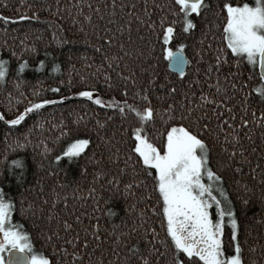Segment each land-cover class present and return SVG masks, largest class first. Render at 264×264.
<instances>
[{
    "label": "snow or ice",
    "instance_id": "1",
    "mask_svg": "<svg viewBox=\"0 0 264 264\" xmlns=\"http://www.w3.org/2000/svg\"><path fill=\"white\" fill-rule=\"evenodd\" d=\"M23 2L24 0H21V3ZM170 3L172 6L168 7V11L173 17L179 15L183 23V31L179 34L174 32L175 21L169 23L164 14L163 10L166 5L149 4V0H122V2L111 0L110 3L109 0H105L103 5L97 2L94 9L89 4L87 13L82 10L81 0H77L75 9L76 13L82 17V22L76 20L75 16L72 17L73 23H80L81 31H84L86 35L90 26L96 38L94 43L89 41V44L95 53L100 54V63L93 61L92 64H88L87 61L92 58L86 52L78 54V58L86 62V67L94 66L95 71L90 75L97 80L103 77L109 88H119L125 97L129 95L131 86L133 100L144 102L145 106L142 108L129 104L126 100L118 101L114 97L106 102L101 95H94L96 91L94 86L91 90L77 89L71 94L74 97L87 98V101L94 105H104L112 110L118 109L122 120L125 116V105L131 113L135 114L138 126L125 127L122 124L123 142L129 143L130 154L119 171L123 174L125 168L130 167V174L135 177L123 187L125 194L131 192L132 195H136L131 191L133 186L147 190L148 183L151 182L149 197L151 195L156 197L152 212L161 217V228L165 232V237L161 239L155 228L150 226L145 228L148 218L143 209L138 210L140 222L133 220L131 231L135 232L138 228L144 229L147 247L142 250L132 245L126 249V254L121 256L118 252L121 236L116 234L112 242L114 260H110V264H115V261H119V264H129L132 257H136L139 264H151L152 254L159 251L157 241L159 246L166 249L165 264H201V262L202 264H243V244L246 240L243 242L240 240L238 219L234 215L228 193L223 187V177L210 167V163L213 160V143H219L220 150L228 153L229 161L236 163L235 173L242 171L245 162L251 163L244 155L246 149L241 143L242 139L251 140V134L245 132L244 137L240 136V133L250 124L249 96L245 95V89L249 85L247 81L240 79V68L245 61L250 65H258L261 83L256 85L254 91L259 94L260 102L264 104V0H255L254 5L218 0L217 6L220 11L214 14L222 20V25L215 22H210V26L204 25L202 38L199 41L201 47L195 49L198 62L203 64L195 70L197 74H202L201 78H193L183 89H178L175 84L166 88L165 83H161L159 87L165 90L166 95L157 96L156 99L161 106H154L150 100L149 87L154 90L157 81L155 71L157 43L162 42L161 50L169 58V67H174L180 76L184 77L185 66L191 64V61L181 51L185 48V44L179 43L175 52H172L167 45L170 40H175L177 35L194 34L197 21L203 25L206 19V16L201 14H206L209 8L213 7L210 0H170ZM72 7V5L68 6L69 14H71ZM56 11H60L59 7ZM156 13H159L158 20L153 18ZM93 17H95V22H93ZM0 19L7 24L10 17L4 15ZM11 19L24 20L28 17L17 16ZM30 19L39 20V17L33 14ZM48 26L52 28L50 22ZM220 27L222 31L217 37L213 29ZM57 28H59L58 25ZM62 31L60 29V32ZM27 38L25 35L20 41L23 46L21 52H35V46L26 43ZM184 38L186 39V36ZM52 39L57 45L68 43L57 32H53ZM204 40L210 42L205 46ZM216 40H219V46L213 50L212 41ZM206 52L211 53L208 59H205ZM12 55L18 56L15 51H12ZM44 63V60H41L36 66L37 70L42 68ZM226 66H228L227 71H225ZM26 67L27 63L21 59L17 66V74L23 72ZM59 69L60 65L53 64L51 71L57 72ZM7 70L8 60L0 58V85L8 82ZM111 73H115V80ZM84 79L85 77L80 76L81 81ZM116 80L120 83L117 84ZM23 83L24 81L17 76L14 87L19 90ZM59 83L63 84L64 81L61 80ZM204 84L212 90V95L205 90ZM69 85H71V78ZM193 85L200 90L199 96L193 90ZM50 90L55 93L61 91L59 87H53ZM20 95L23 96V93ZM58 101H65V95H58L56 100L38 99L14 118H6L3 113H0V122L6 126L20 125L28 113L36 117L32 125L19 134L18 139L7 145L6 150L13 147L23 149L30 145L32 142L28 137L33 127H43L39 110L43 106H55ZM164 104L166 107L163 106ZM209 105H215V107L203 110ZM237 106L240 111L238 122ZM217 109L220 111L218 112ZM33 110L37 111L33 112ZM221 116L224 118L220 119ZM250 117L252 125L264 126V109L260 111L259 119H257L255 109H252ZM106 118L110 121L113 117L107 116ZM80 119L83 117L77 114V121L74 122L78 123ZM158 123L161 126L156 131V137L160 141V147L147 131L149 125L155 130ZM96 124L102 131L106 126V121L97 120ZM53 127H58V125H53ZM12 131L14 128L5 133L6 140L10 139ZM75 134L79 135V130ZM67 135L69 131L64 128L59 137L53 138V144L59 143L60 138ZM100 139L106 145L111 142L110 138L104 135H101ZM42 142L37 143L36 147L39 148ZM89 144V139H73L67 145L66 150L55 155L54 159L60 161L62 156L70 159L73 155L83 153ZM229 144L231 148L228 147ZM131 145H134V148ZM52 152L53 148L47 144L41 148V154L44 156ZM116 152L117 156L112 157L114 160L118 159L120 150L117 148ZM133 155L136 156V162L129 164ZM237 157L241 159L237 160ZM11 164L22 167L19 159H13ZM137 164L140 165L139 169ZM96 175L99 177L101 173L97 172ZM205 177L208 183L204 182ZM113 179L117 184L120 183V176H112L108 182L111 183ZM214 191L218 192L219 196L214 195ZM245 191H248L247 187ZM145 199V196H140L141 202ZM67 203L65 199V209H67ZM260 204L261 211H264V196L260 198ZM211 206H214V215L210 214ZM32 207L30 203L26 209L21 203L20 211L27 215ZM54 208L55 200L48 210V215L44 217L47 224L41 229L42 232L47 233V242L52 244L57 257L71 256V264H85L84 254L80 249L86 250L91 241L101 240L99 224L90 223L81 227L83 221L79 214H75L71 221L68 218L61 219L59 213L54 212ZM14 210L13 200L6 199L3 192H0V264H49L46 256L38 258L36 254L30 257L14 254V250H19L20 253H24L25 249L30 251L32 246L29 233L19 231V225H12ZM39 211L42 209L33 212L37 218H39ZM53 219H55L54 226ZM226 226L230 228L225 240ZM147 233L152 234L150 240ZM68 246H71L73 251L69 252ZM96 248H99L98 243L94 245L93 252ZM226 249L230 250L229 254H226ZM5 252L10 254L7 259L3 255ZM160 258L159 255L155 257L157 262ZM56 264H61L59 259L56 260ZM87 264H92V252L88 253ZM97 264H103V260H98Z\"/></svg>",
    "mask_w": 264,
    "mask_h": 264
},
{
    "label": "trees",
    "instance_id": "2",
    "mask_svg": "<svg viewBox=\"0 0 264 264\" xmlns=\"http://www.w3.org/2000/svg\"><path fill=\"white\" fill-rule=\"evenodd\" d=\"M76 2L77 0H24L21 3V0H0V17L4 15L10 17L7 24L0 19V58L8 60L7 75L9 77L7 83L0 85V113H3L6 118H14L20 111L38 99L56 100L58 95H65V101H58L55 106H43L39 110L43 127H33L32 133L28 137L32 143L23 149L13 147L6 150L7 145L18 139L19 134L26 131L36 117L32 113H28L18 126H6L0 122V192H3L6 199L13 200L15 210L12 213V225H19V231L29 233L31 249L42 256H46L49 259V264H56L57 259L60 260L61 264H66V262L71 264V256L67 258L63 255L56 256L52 244L47 242V233L41 230L47 224L44 217L48 215V210L52 207L54 200V212H58L61 219L68 218L71 221L75 214H79L83 221L81 227L90 223H98L100 226L101 240L98 242L91 241L86 250L80 249L84 254L85 264H87L89 252H92V264H97V261L101 259L103 264H110V260H114L112 242L115 240L116 234L121 236L118 247L121 256L125 255L126 249L132 245H136L142 250L147 247L144 229L138 228L135 232L131 231L133 220H136L137 223L140 222L138 210L143 209L148 218L145 228L149 226L155 228L161 239L165 237V232L161 228V217L152 212V207L156 204V197L155 195L149 197L151 182L149 181L147 190L133 186L131 191L135 192L136 195H132L131 192L125 194L123 187L125 183L135 179V177L131 176L130 167H126L123 174L119 171L124 166L126 157L130 154L129 143L123 142L122 124L125 127L138 126L135 114L131 113L125 105V116L122 120L118 109L112 110L104 105H94L87 101V98L71 95L77 89L87 88L91 90L94 86L96 95H101L106 102L114 97L118 101L126 100L138 108L145 106L143 101L133 100L131 86L129 87V95L125 97L119 88H109L103 77L99 80L92 77L90 73L95 71L94 66L86 67V62L82 58H78V54L86 52L92 58L87 61L88 64H92L93 61L95 63L101 61L100 54L95 53L89 44V41L94 43L96 40L90 26L86 35L84 31H81L80 23H73V16L82 22V17L76 13ZM97 2L103 5L105 0H81L82 10L87 13L88 5L91 4L94 9ZM110 2L111 0H109ZM117 2H122V0H117ZM225 2L254 5L255 0H225ZM152 3L166 5L163 11L169 23L175 21L174 32L179 34L183 31L180 16L173 17L168 11V7L172 6L170 0H149V4ZM210 3L213 7H210L206 14H201L205 15L206 19L203 21V25L197 21L194 34L177 35V38L170 40L167 45L173 52L179 43L185 44V48L181 51L191 61V64L185 66L184 77H181L179 72L170 69L169 58L161 50L162 42L157 43L155 52L157 81L154 90L149 87L150 100L154 106H161L156 99L157 96L166 95L165 90L159 87L161 83H165L166 88L175 84L178 89H183L193 78H201L202 74H197L195 70L197 67H202L203 64L198 62L195 49L201 47L199 41L202 38L204 25L210 26V22L222 25V20L214 14L220 11L217 6L218 0H210ZM69 5L73 6L71 14H69ZM58 7L60 11H56ZM176 10L178 12V9ZM33 14L38 16L39 20H31L30 17ZM17 16H26L28 19H11ZM153 18L158 20L159 13L154 14ZM49 22L52 24V28H49ZM93 22H95V17H93ZM100 23L103 25V21ZM60 29L63 31L60 32ZM213 31L219 37L222 27L213 29ZM53 32H57L68 43L57 45L52 39ZM133 34L135 35V33ZM25 35L28 37L26 43L34 45L35 52H21L23 46L20 41L24 39ZM153 39H155L154 35ZM209 42V40H204V45L206 46ZM218 46L219 40L212 41L213 50ZM12 51H15L18 56H13ZM210 55V52H206L205 59H208ZM229 58H231L230 55ZM21 59L27 63V67L23 72L17 74V66ZM41 60H44L45 63L42 68L37 70L36 66ZM53 64L60 65L59 71H51ZM227 70L228 66L225 67V71ZM240 73V79L247 81L249 85L245 89V95L249 96L250 121L249 127L244 129L240 136L244 137L245 132L251 134V140L242 139L241 141L246 149L244 155L251 163L245 162L242 171L235 173L236 163L229 161L228 153L220 150L219 143H213V160L210 167L223 177V187L228 193L234 215L238 219L240 240L241 242L246 240V243L243 244V264H264V211H261L260 204V198L264 196V126L252 125L250 117L252 109H255L257 119H259L260 111L264 109L259 94L254 91L256 85L261 83L260 71L258 65H250L245 61L240 68ZM111 75L115 80V73H111ZM17 76L24 81L19 90L14 87ZM80 76L85 77V79L81 81ZM70 78L71 85H69ZM61 80L64 81L63 84L59 83ZM182 81L183 83H181ZM116 83L119 84L120 82L116 80ZM53 87H59L60 93L52 92L50 89ZM203 87L210 95L213 94L212 90L207 88V84H204ZM193 90L199 96L200 90L195 85H193ZM20 93H23V96ZM34 93L36 94L34 95ZM176 99H180V97H176ZM163 106L166 107V104ZM208 107H215V105L206 106L203 110H207ZM35 111L37 110H33V112ZM217 111L220 110L217 109ZM77 114L83 117L78 123L74 122L77 121ZM239 115V106H237V122ZM107 116L113 118L109 121ZM223 118V116L220 117V119ZM97 120L106 121V126L102 131L97 127ZM213 122L215 123V121ZM53 125H58V127H53ZM160 126L158 123L154 130L149 125L147 129L158 147L161 144L156 137V131L159 130ZM11 128H14V131L10 133V139L6 140L5 133H8ZM64 128L68 129L69 135L61 137L59 143L53 144V138L59 137ZM77 130H79V135L75 134ZM101 135L110 138L111 142L106 145L100 139ZM73 139H89L90 144L83 153L73 155L70 159L62 156L60 161H56L55 155L66 150L67 145ZM41 141L43 142L40 143V147H36V144ZM44 144L53 148V152L46 156L41 154V148ZM131 147L134 148V145ZM228 147L231 148V145L229 144ZM117 148L120 150V154L118 159L114 160L112 157L117 156ZM13 159H19L22 167L12 165ZM240 159L241 157H237V160ZM135 162L136 156L133 155L132 160L128 163ZM139 167L140 165L137 164L138 169ZM97 172L101 173L99 177L96 175ZM112 176H120V183L117 184L114 179L109 183L108 181ZM204 182L208 183L207 178H204ZM245 187L248 191H245ZM213 194L219 196L216 191ZM141 195L146 197L142 202L140 201ZM65 199L68 202L67 209L64 208ZM245 201L247 202L245 203ZM21 203L26 209L30 203L33 205L28 210L27 215L21 213ZM39 209L42 211H39V218H37L33 212H37ZM210 212L214 215L215 209L212 207ZM52 224L55 225V219H53ZM229 228L230 226L225 228V240ZM151 235V233H147L149 240ZM81 236L83 237V233ZM97 243L99 248L93 252V247ZM157 246L159 251L152 254L151 264H165L166 249L159 246L158 241ZM68 248L69 252L73 251L71 246ZM229 252L230 250L226 249V254ZM157 255L161 257L159 262L155 259ZM115 264H119V261H115ZM129 264H139V261L136 257H132Z\"/></svg>",
    "mask_w": 264,
    "mask_h": 264
},
{
    "label": "water",
    "instance_id": "3",
    "mask_svg": "<svg viewBox=\"0 0 264 264\" xmlns=\"http://www.w3.org/2000/svg\"><path fill=\"white\" fill-rule=\"evenodd\" d=\"M175 51H173V52H175ZM168 62H169V60H168ZM170 69L173 70V71H175V72H178L174 67H170ZM258 69H259V67H258ZM259 71H260V69H259ZM14 254L17 255V256H20V255H26V256H28V254L26 252L20 253L19 250H14ZM9 257H10V254L6 252L5 259H7Z\"/></svg>",
    "mask_w": 264,
    "mask_h": 264
},
{
    "label": "rangeland",
    "instance_id": "4",
    "mask_svg": "<svg viewBox=\"0 0 264 264\" xmlns=\"http://www.w3.org/2000/svg\"><path fill=\"white\" fill-rule=\"evenodd\" d=\"M250 5H253V4H250ZM94 95H96V93L94 92ZM98 95V94H97ZM205 178H207V177H205ZM213 207V209H214V206H211L210 207V209H209V211L211 210V208ZM210 214H211V212H210ZM25 252L28 254V256L30 257L32 254H36L37 256H38V258L40 257V256H42V255H40V254H38L37 252H34L32 249L29 251L28 249H25ZM4 255V257L6 256V252L3 254Z\"/></svg>",
    "mask_w": 264,
    "mask_h": 264
}]
</instances>
